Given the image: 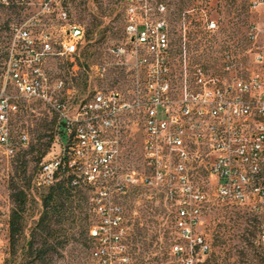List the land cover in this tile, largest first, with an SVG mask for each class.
<instances>
[{
  "label": "built area",
  "instance_id": "1",
  "mask_svg": "<svg viewBox=\"0 0 264 264\" xmlns=\"http://www.w3.org/2000/svg\"><path fill=\"white\" fill-rule=\"evenodd\" d=\"M70 1L0 0L36 6L10 31L0 88V152L13 157L28 143L27 132L12 127L20 103L47 105L57 149L40 163L34 185L49 187L66 175L88 192L93 264H139L121 198L140 183L170 205L174 261L208 264L211 245L200 231L209 195L199 179L205 163L216 199L255 219L256 243L264 249V0L248 3L260 20L249 33L253 67L240 77L191 63L188 33H169L162 1L124 0L123 40L108 48L111 62L90 67L82 97L74 84L51 79L46 65L61 57L79 70L85 33L71 19ZM222 68H234L228 52ZM111 69L130 74V89L105 85ZM133 126L141 128L142 171L123 172V133Z\"/></svg>",
  "mask_w": 264,
  "mask_h": 264
},
{
  "label": "rangeland",
  "instance_id": "2",
  "mask_svg": "<svg viewBox=\"0 0 264 264\" xmlns=\"http://www.w3.org/2000/svg\"><path fill=\"white\" fill-rule=\"evenodd\" d=\"M157 1H162L166 6L169 33H188L185 43L191 63H202L222 76L240 77L252 69L255 42L249 33L250 27L260 17L249 9V0ZM35 8L27 2H0V88L11 28L33 13ZM69 8L71 19L81 24L85 33L88 32V40L81 48V53L86 52V56L81 57L85 66H79V70L75 71L61 57L48 59L46 65L51 79L60 78L67 85L74 84L79 90V97H82L92 72L90 67L102 61L111 62L108 48L123 40L124 0H71ZM210 20L216 23L213 30L207 27ZM174 40L177 46L182 42L176 35ZM225 52L233 59L231 72H224L222 68ZM110 77L105 85L124 92L130 89V74L125 70L117 72L113 69ZM96 81L93 79V84ZM135 118L136 115L129 117L131 120ZM53 119V113L41 101L21 102L12 127L16 132L26 131L28 143L18 149L13 157H6L0 152V264L12 259L8 241V218L12 207L10 181L23 182L21 185L27 192L24 241L29 239L30 229L41 209V195L46 190L33 187L30 178L40 163L57 149L53 142ZM141 141L140 126H133L131 131L123 133V172L130 169L142 171ZM42 152L44 154L40 157ZM21 160L26 161L25 174L19 168ZM207 167L206 163L200 167L199 179L209 191L200 226V231L211 245L208 264H264L262 247L256 243L254 223H251L243 208L223 204L216 199L212 183L208 180ZM23 176L28 182L24 183V178L21 180ZM150 192L140 183L130 187L121 198L132 226L131 251L139 264H177L170 254L173 237L170 205L163 200V195H150ZM85 193L88 195V192ZM92 220L93 215L87 211L85 230L80 233L76 228L71 229L66 244L50 252L40 264H93L88 247V229ZM21 259L26 263L31 261V257L19 252L15 261Z\"/></svg>",
  "mask_w": 264,
  "mask_h": 264
},
{
  "label": "trees",
  "instance_id": "3",
  "mask_svg": "<svg viewBox=\"0 0 264 264\" xmlns=\"http://www.w3.org/2000/svg\"><path fill=\"white\" fill-rule=\"evenodd\" d=\"M87 33H85L84 42L79 48L80 57L78 58V63L82 67L85 65L81 57L84 58L86 52L83 51L81 53V48L88 40ZM43 154L44 152L41 153L40 157ZM19 168L21 173L25 174V160L19 162ZM37 169L31 175V185L46 191L41 195V209L33 227L30 229L29 239L26 241L23 240V235L25 212L28 204L27 192L21 185L23 182L19 183L11 180L9 183V197L12 201V207L8 218V241L12 259L5 264H40V262L46 260L50 252L66 244L71 229L76 228L77 231L82 233L85 230L87 211L91 213L85 189L72 185L70 178L66 175H62L49 187H37L33 181ZM23 178L26 180L24 183L28 182V179L24 176L21 180ZM249 217L257 231L255 219L251 215ZM262 251L264 253L263 248ZM19 252L23 256L31 257V261L26 263L21 259L16 262L15 258ZM262 259L264 262V254Z\"/></svg>",
  "mask_w": 264,
  "mask_h": 264
}]
</instances>
